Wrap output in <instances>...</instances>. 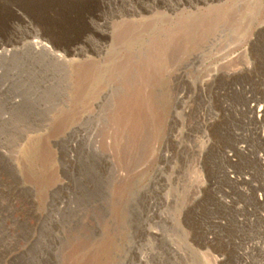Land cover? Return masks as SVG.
<instances>
[{
  "label": "rangeland",
  "instance_id": "obj_1",
  "mask_svg": "<svg viewBox=\"0 0 264 264\" xmlns=\"http://www.w3.org/2000/svg\"><path fill=\"white\" fill-rule=\"evenodd\" d=\"M0 264H264V0H0Z\"/></svg>",
  "mask_w": 264,
  "mask_h": 264
},
{
  "label": "bare ground",
  "instance_id": "obj_2",
  "mask_svg": "<svg viewBox=\"0 0 264 264\" xmlns=\"http://www.w3.org/2000/svg\"><path fill=\"white\" fill-rule=\"evenodd\" d=\"M35 45H37V46H46V47H48V45L45 43V42H43V41H41V40H37V41H35ZM64 55L65 54H59V57H64ZM254 108V111H255V113L258 115V117H260L262 114H263V109H259L258 111L256 110V108L255 107H253Z\"/></svg>",
  "mask_w": 264,
  "mask_h": 264
}]
</instances>
